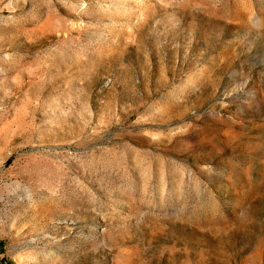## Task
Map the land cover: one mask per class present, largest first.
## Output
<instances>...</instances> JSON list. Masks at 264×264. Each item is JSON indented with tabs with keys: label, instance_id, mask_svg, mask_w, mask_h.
Instances as JSON below:
<instances>
[{
	"label": "rangeland",
	"instance_id": "374dc122",
	"mask_svg": "<svg viewBox=\"0 0 264 264\" xmlns=\"http://www.w3.org/2000/svg\"><path fill=\"white\" fill-rule=\"evenodd\" d=\"M10 264H264V0H0Z\"/></svg>",
	"mask_w": 264,
	"mask_h": 264
},
{
	"label": "built area",
	"instance_id": "2783aa9c",
	"mask_svg": "<svg viewBox=\"0 0 264 264\" xmlns=\"http://www.w3.org/2000/svg\"><path fill=\"white\" fill-rule=\"evenodd\" d=\"M0 264H10V262L5 258V253L1 245H0Z\"/></svg>",
	"mask_w": 264,
	"mask_h": 264
}]
</instances>
